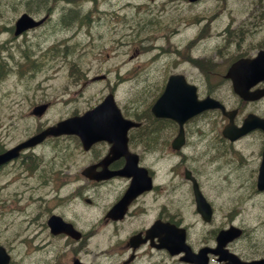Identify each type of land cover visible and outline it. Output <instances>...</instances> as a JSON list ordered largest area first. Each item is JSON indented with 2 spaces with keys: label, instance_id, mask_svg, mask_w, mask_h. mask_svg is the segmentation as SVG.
Instances as JSON below:
<instances>
[{
  "label": "flooded vegetation",
  "instance_id": "flooded-vegetation-1",
  "mask_svg": "<svg viewBox=\"0 0 264 264\" xmlns=\"http://www.w3.org/2000/svg\"><path fill=\"white\" fill-rule=\"evenodd\" d=\"M2 28L9 37L0 46L9 51L0 49V57L8 58L21 35L13 25ZM233 61H202L208 85L202 94L219 100L237 125L257 118L236 139L222 134L230 117L213 108L184 122V145L174 148L179 125L129 98L122 115L140 124L128 126L125 139L87 147L71 138L61 151L66 161L48 179L32 175L30 182L48 185L46 197L23 198L27 179L11 171L22 156L0 165V211L10 204L16 223L14 232L0 233L7 264H234L231 254L238 264H264V92L234 93L227 76ZM7 62H0V74ZM254 89H264V78ZM3 138L0 149L13 144ZM130 186L135 190L125 198Z\"/></svg>",
  "mask_w": 264,
  "mask_h": 264
},
{
  "label": "rangeland",
  "instance_id": "rangeland-1",
  "mask_svg": "<svg viewBox=\"0 0 264 264\" xmlns=\"http://www.w3.org/2000/svg\"><path fill=\"white\" fill-rule=\"evenodd\" d=\"M71 1L0 0V25L6 28L14 25L23 11L36 17L53 11L45 25L29 32L19 44L17 41L12 44L8 57L11 71L0 74V133H3L6 144L14 143L34 131L36 120L33 121L28 111L35 103L50 100L51 107L41 119L50 122L66 115L74 105L82 108L86 101H93L94 97L82 101L83 97L77 95L81 92L80 85L72 82L68 73L71 61H75L72 65L80 63L83 69L90 72L112 69L117 81V95L126 97L131 93L129 98H133L138 106L135 108L141 109L160 90L164 72H184L198 81L202 89L207 88L206 79L193 65L181 61V54L178 53L180 57L172 54L181 50V46L191 51L193 57L213 55L215 60H222L235 53H249L252 44L264 42V0H207L196 5L184 2L176 7L171 0H146L145 3L144 0ZM62 7H65L63 11ZM70 7L81 12L93 9V17L86 20L89 23L79 20V17L62 23L63 17H68ZM49 8L51 10L46 11ZM176 8H179V15L186 16L167 35L165 31L176 22L172 15L167 14L176 13ZM194 12L196 14L190 15ZM59 15L62 20H59ZM160 18L161 23H157L156 19ZM194 33L199 38L206 35L191 48L195 40L187 39ZM137 34L145 41L147 49L142 47L144 44L134 41L132 54L128 39ZM8 35L2 31L0 37L4 39ZM59 41L70 43L66 57L48 50L50 45ZM27 44L31 46L29 49L33 55L38 56V64H33L32 68L23 66L25 68L19 75L18 69L24 65L22 47ZM218 47H221L222 55L217 51ZM153 50L162 52V55L153 54ZM125 75L130 78V90L124 82ZM103 88L104 83H101L90 91H94L92 95H95ZM64 97L68 99L64 100ZM64 140L53 139L48 144L37 146L33 168L26 169L21 161L14 163V171L28 180L23 181L21 186L25 191L23 198L29 199V193L46 197L48 185L38 186L30 181L34 174L41 180L48 179L54 172L52 168L66 161V155L61 154ZM2 179L0 177V182ZM10 207L8 203L4 205L0 211V222L6 218ZM9 223L14 222L11 220Z\"/></svg>",
  "mask_w": 264,
  "mask_h": 264
},
{
  "label": "water",
  "instance_id": "water-1",
  "mask_svg": "<svg viewBox=\"0 0 264 264\" xmlns=\"http://www.w3.org/2000/svg\"><path fill=\"white\" fill-rule=\"evenodd\" d=\"M31 25V21L30 19L27 18V16H22L18 23H17V27L18 29H23L27 26ZM37 109L41 110V107H37ZM66 122L65 121H60L58 122L56 125H53V126H49L45 129H43L42 131L38 132L37 134L33 135L32 137H30L28 140H26L24 142V144H32V143H35L39 140H41L46 134L48 133H58V132H61V131H64V130H67V127H66Z\"/></svg>",
  "mask_w": 264,
  "mask_h": 264
},
{
  "label": "trees",
  "instance_id": "trees-1",
  "mask_svg": "<svg viewBox=\"0 0 264 264\" xmlns=\"http://www.w3.org/2000/svg\"><path fill=\"white\" fill-rule=\"evenodd\" d=\"M72 12H68V17H63V22L67 23V22H70L71 20H73L74 18L72 16H70V14H72Z\"/></svg>",
  "mask_w": 264,
  "mask_h": 264
},
{
  "label": "bare ground",
  "instance_id": "bare-ground-1",
  "mask_svg": "<svg viewBox=\"0 0 264 264\" xmlns=\"http://www.w3.org/2000/svg\"><path fill=\"white\" fill-rule=\"evenodd\" d=\"M47 10V9H46ZM70 12H72V11H70ZM68 23V22H67Z\"/></svg>",
  "mask_w": 264,
  "mask_h": 264
}]
</instances>
